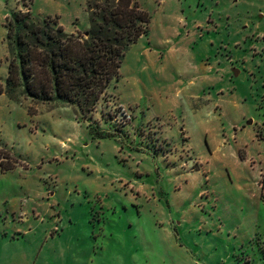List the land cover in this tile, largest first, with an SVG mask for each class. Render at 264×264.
<instances>
[{"label": "rangeland", "instance_id": "374dc122", "mask_svg": "<svg viewBox=\"0 0 264 264\" xmlns=\"http://www.w3.org/2000/svg\"><path fill=\"white\" fill-rule=\"evenodd\" d=\"M137 1L154 28L91 115L103 138L73 107L0 97L20 161L0 170V240L38 264H264V0ZM13 12L90 28L86 0H0L1 83ZM178 17L206 27L192 51Z\"/></svg>", "mask_w": 264, "mask_h": 264}, {"label": "trees", "instance_id": "16d2710c", "mask_svg": "<svg viewBox=\"0 0 264 264\" xmlns=\"http://www.w3.org/2000/svg\"><path fill=\"white\" fill-rule=\"evenodd\" d=\"M90 28L67 33L52 17L13 12L7 18L10 59L0 97L11 102L73 107L97 132L91 115L107 95L130 47L151 32L153 16L137 0H86ZM29 114L38 112L29 107ZM20 166L12 151L0 142V170Z\"/></svg>", "mask_w": 264, "mask_h": 264}, {"label": "crops", "instance_id": "0c3cea01", "mask_svg": "<svg viewBox=\"0 0 264 264\" xmlns=\"http://www.w3.org/2000/svg\"><path fill=\"white\" fill-rule=\"evenodd\" d=\"M141 8H142V6H141ZM175 23L179 27V28L177 27V30H176L177 33H175V40L177 41V43L179 42V44L182 45V46L187 45V48L191 49V51L193 50V46H197L198 47V45L201 44V43H198L199 40H196V42H195V41H193V39L196 37L195 36V34H196L195 30L196 29L200 33H202L203 31L206 32L205 31L206 30L205 26L202 27L201 25H198V26H195V27H190L189 25H187V22L182 17H178ZM171 24H173V23H171ZM171 24L166 25L164 30L169 32ZM153 28H154V24H153V21H152L151 32H152ZM207 29H208L207 31H209L211 28H207ZM77 32H80V31L75 26L73 28V31L72 32H68V33L69 34H74V33H77ZM174 32L175 31H172V33H174ZM143 39L144 38H141L140 40H143ZM166 45H168V44H166ZM203 46H204V43H203ZM202 72H201L202 75H200L199 77L201 78V80H205V77H206L205 66H204ZM198 78H193L189 82V85H192L193 84V80H196ZM19 240L21 241V238L18 239L17 237H9V238H6V239L3 238V239L0 240V264H28L27 260H29V259H31V261H32L30 264H38V262L41 259V255H42L41 253L36 254L34 252L32 254V256H28V255H25L22 252L23 250H21V249H18L19 252L10 251V249H12V245L13 244H19V243H17V241H19Z\"/></svg>", "mask_w": 264, "mask_h": 264}, {"label": "water", "instance_id": "95a60500", "mask_svg": "<svg viewBox=\"0 0 264 264\" xmlns=\"http://www.w3.org/2000/svg\"><path fill=\"white\" fill-rule=\"evenodd\" d=\"M237 72V71H236ZM253 124V121H249L248 122V125H252Z\"/></svg>", "mask_w": 264, "mask_h": 264}]
</instances>
